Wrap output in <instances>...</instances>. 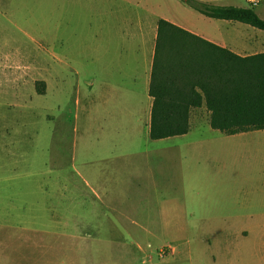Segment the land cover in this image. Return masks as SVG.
<instances>
[{"label":"rangeland","instance_id":"obj_1","mask_svg":"<svg viewBox=\"0 0 264 264\" xmlns=\"http://www.w3.org/2000/svg\"><path fill=\"white\" fill-rule=\"evenodd\" d=\"M254 9L264 20V0ZM126 17L225 41L255 30L264 50L263 31L181 0H0V264H264V130L226 135L203 105L186 134L151 140L145 116L124 112L134 67L105 45ZM139 171L174 187L142 193L118 176ZM161 197L185 228L156 227Z\"/></svg>","mask_w":264,"mask_h":264},{"label":"trees","instance_id":"obj_2","mask_svg":"<svg viewBox=\"0 0 264 264\" xmlns=\"http://www.w3.org/2000/svg\"><path fill=\"white\" fill-rule=\"evenodd\" d=\"M181 1L208 18L264 32L253 5ZM148 93L152 140L186 134L192 111L203 105L210 127L226 135L264 130V52L240 56L159 19Z\"/></svg>","mask_w":264,"mask_h":264},{"label":"crops","instance_id":"obj_3","mask_svg":"<svg viewBox=\"0 0 264 264\" xmlns=\"http://www.w3.org/2000/svg\"><path fill=\"white\" fill-rule=\"evenodd\" d=\"M242 1H244L245 3L244 6L241 7H247L252 5L254 6L255 4L258 5L260 2V0H242ZM159 19H164V18H158L155 21V26L151 25L150 30L148 31L146 27L143 25V21L140 17L133 19V21L127 19V17L121 18L119 19V24H121L122 26L119 27V31L117 32V35L119 36L120 39L119 43L117 44V46H115L114 49L112 47L113 45L110 39L105 44L106 47H108V49L116 50L117 52H119V58L124 60V62L122 63V67H128V68L134 67L135 74L137 73L136 69L139 68L142 69L143 76H138L135 74L127 76L128 80L130 82L132 81V83L135 85L134 88H129V91L135 94L134 96L135 102L131 107H128L124 112H126L127 114L128 113L132 114L134 116H141V117L145 116V124L147 126L148 136H149V126H150V111L152 106V98L150 97L148 90H149L150 73H151L155 42L157 36V23ZM169 22L189 31L192 34L200 36L201 38L210 41L220 47L227 48L230 51L240 56L255 54L257 52H252L255 47H263L262 44H259L258 46L256 45L257 36L259 37V34L262 33H259L258 31L255 30L248 31L251 33V35H247V34L240 35L237 33L235 35L237 39L230 38L228 41H225L224 38L222 40L221 38H217L218 36H220V34L215 36L216 38L211 39L208 38L207 36H204L200 32V30H197V28L195 29L191 27L189 28L187 26H180L173 21H169ZM225 22H227L224 23L226 25L233 24L231 23V21H225ZM239 26L245 28L242 25ZM112 36L113 35L111 34L110 37ZM262 52H264V50ZM130 59L133 60L130 61ZM141 59L142 62L140 63ZM117 64H120V62H117ZM136 85H141L142 88L140 93H138V91L137 93L135 92L139 88V86ZM173 137H177V136H173ZM173 137H169V138H173ZM159 140H163V139H159ZM118 176L119 178L129 180L130 184L128 183V186L131 185V181H133L132 185L135 187L136 190H140V192L142 193L147 190H150L156 195H161V192L171 190L174 187L173 183L169 181V179H167L165 174L157 173L153 171L143 174L139 171L129 174H118ZM143 189L146 190L144 191ZM93 192L95 193L94 190ZM177 201L178 200L174 199L173 197L170 198L161 197L158 200L156 207L155 208L152 207L149 209L150 211L152 212L154 211L155 213L154 219L156 222V227L172 228V226H179L178 228L181 229L186 227L185 209L182 206H180V204ZM178 218L179 220H177ZM173 220L180 221L182 223L180 224L173 223ZM130 224L133 226H137L139 223L134 219H132L130 220ZM138 226L142 227L141 225ZM133 241L136 240H133L131 238V242ZM169 247L172 249L169 255L177 254L178 249L176 246H169Z\"/></svg>","mask_w":264,"mask_h":264}]
</instances>
